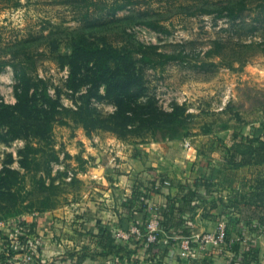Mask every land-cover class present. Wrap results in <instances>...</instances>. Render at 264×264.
<instances>
[{
  "label": "rangeland",
  "instance_id": "374dc122",
  "mask_svg": "<svg viewBox=\"0 0 264 264\" xmlns=\"http://www.w3.org/2000/svg\"><path fill=\"white\" fill-rule=\"evenodd\" d=\"M127 1L87 26L80 1L0 0V102H16L10 63L42 77L54 101L31 109L25 138L0 139V223L80 203L116 150L166 138L208 149L264 125V0ZM240 5L236 19L219 15ZM140 46L181 58L150 69Z\"/></svg>",
  "mask_w": 264,
  "mask_h": 264
},
{
  "label": "crops",
  "instance_id": "0c3cea01",
  "mask_svg": "<svg viewBox=\"0 0 264 264\" xmlns=\"http://www.w3.org/2000/svg\"><path fill=\"white\" fill-rule=\"evenodd\" d=\"M263 131L264 125H259L237 132L238 138H244L261 135ZM232 134L210 143L208 149L205 142L196 146L187 140L166 138L125 151L116 150L112 165L103 167V180L89 197L71 206L52 209L48 221L26 220L33 225L27 248L14 250L7 246L0 226V264L4 261L5 264H112L115 253H106L105 236L117 229H126L128 222L142 221L145 213L140 199L134 196L133 186L147 187L161 178L169 183L160 192H151L150 204L160 209L167 199L174 200L180 206L175 209L180 215H172L170 232L158 231L160 238H170L167 240L171 242L167 247H170L169 255L163 254L165 249L161 247L149 260L156 264H264V232L259 234L244 226L245 223L255 225L264 213V164L238 168L227 164L225 149L234 141ZM200 178L213 183L212 193L204 203L193 201L191 205L195 206L187 209L180 186ZM201 193L204 195V191ZM212 203L218 208L210 209ZM222 205L231 207L237 226H241L239 235L234 231L230 235V240L241 238L237 255L226 242L214 241L219 225L228 223L222 214ZM185 213L190 217L183 218ZM205 235L211 238L205 241ZM183 238L189 242L187 249L180 246ZM27 251L32 254L29 263L24 261ZM250 253L255 260H250Z\"/></svg>",
  "mask_w": 264,
  "mask_h": 264
},
{
  "label": "trees",
  "instance_id": "16d2710c",
  "mask_svg": "<svg viewBox=\"0 0 264 264\" xmlns=\"http://www.w3.org/2000/svg\"><path fill=\"white\" fill-rule=\"evenodd\" d=\"M70 1V0H64ZM72 1H80L81 5L74 6L81 11L80 20L84 21L87 26H94L97 24V20L102 18L101 12L105 11V14L114 15L117 12L125 10L128 8L129 1L127 0H113L112 3L107 5L106 0H72ZM243 5H240L238 8H228L225 7L223 11H225V15L219 14L225 18L236 19L239 15L238 12L243 10ZM221 12V11H220ZM80 13V12H79ZM145 24L155 29L156 26L147 21ZM149 48H142L141 46L136 49V54L140 55L139 61L149 65L150 69H156L157 67L164 66L169 61L177 60L181 58L180 55L175 54H164L160 52H154L153 55L157 57V59H153L150 57L148 52ZM211 51H209L210 53ZM10 67L13 69L14 78L17 81V92L15 95L16 102L14 105H5L0 102V127L4 128V132L0 133V139L2 140H10L16 138H25V135L20 133V129H18L21 125H30V123H34L37 117L32 116L30 114L31 109H33L36 105H40L42 107L52 108L54 101L52 100L48 86L46 85L45 80L40 77L38 74L28 75L24 67H18L15 63H10ZM3 66L0 65V70ZM37 95L38 99L35 98ZM37 99V100H36ZM35 104V105H34ZM45 131H40L38 129L31 131L29 134L30 138L38 139L42 136ZM12 134V135H11ZM239 132L234 131L232 134L233 143L230 148L225 149V157L224 160L227 164H230L233 168H238L240 166L245 165H255V164H264V131L261 135H253L247 137H239ZM5 138V139H4ZM167 179L161 178L159 182V187L155 189L156 181H152L151 184L147 187H141L140 185L133 186L134 196L140 199L142 204V209L145 210V213L142 217V222H145L148 219V207L150 201V194L152 191L160 192L163 189L161 186L163 181ZM213 183L206 178H200L194 181L192 184H183L180 186L181 198L184 203L187 204V209L194 207L195 205H191L193 201L204 203L206 201V196L212 193ZM201 190L204 191V195L201 193ZM264 196V193H263ZM125 202H128L126 199ZM124 206H127L125 204ZM179 204L171 199H167L164 205L158 208L159 215L157 216L158 222V231H164L166 233L170 232L173 227V212L175 209L179 208ZM210 209L218 208L215 204H210ZM237 207H234L236 210ZM222 214L227 218L228 223L225 225L224 230V242H226L233 252L234 255L240 253V240H230L231 232H241V226L237 223V220L231 214V207L222 205ZM24 222V220H23ZM33 230V225L30 224ZM244 226L249 229L255 230L257 233L261 234L264 232V213L262 217H260L255 225H251L249 223H245ZM160 237L158 236V239ZM7 242V241H6ZM102 243V242H101ZM168 244L171 242L168 241ZM103 247L106 250V253L114 252L113 263L115 264L124 262L126 264H135V256L137 255V250H145V253H151L154 245H144L136 242V248L132 249L127 246H121L114 243L112 239V233L109 232L107 236H105V243H103ZM166 249L163 251V254H166ZM154 255V254H152ZM151 255V256H152ZM250 253L251 259L255 260Z\"/></svg>",
  "mask_w": 264,
  "mask_h": 264
},
{
  "label": "built area",
  "instance_id": "2783aa9c",
  "mask_svg": "<svg viewBox=\"0 0 264 264\" xmlns=\"http://www.w3.org/2000/svg\"><path fill=\"white\" fill-rule=\"evenodd\" d=\"M163 184L161 186L165 187L168 185V180H165L162 182ZM159 187V182L156 181L155 189ZM124 198L122 200L124 201ZM149 215V218L145 221H131L128 222V226L126 229H117L116 231L112 232V239L115 244L121 245V246H127L129 248L135 249L136 248V242L139 244L144 245H154L153 250L151 253H145V250H137V255L135 256V264H156V261H151L149 258L152 254L157 253L158 249L163 247L166 249L168 253V246H171V244H168V239H170L168 236H165L164 238L158 239V222H157V216L159 215V211L157 207H153L150 204L149 201V207L147 209ZM173 215L179 216V212L176 210L173 212ZM190 214L185 213L183 215V218H189ZM2 234L5 239H7V246H9L11 249H20L22 247L27 248V246L30 243L31 235H32V227L30 224H28L26 221L23 222V220H15V221H8L7 223H0ZM224 230L225 225L222 223L219 225V228L214 236V241L222 242L224 241ZM211 237L208 235L203 236V240L207 241ZM180 246L184 249H187L189 246V242L187 239L183 238L180 240ZM166 255H169V253ZM24 261L26 263H29L32 261V254L30 252H26L24 255ZM115 264H118L117 261H115ZM6 261L3 262L5 264Z\"/></svg>",
  "mask_w": 264,
  "mask_h": 264
}]
</instances>
